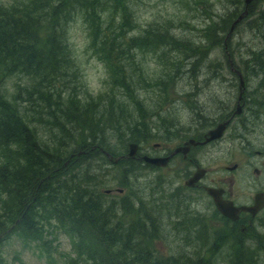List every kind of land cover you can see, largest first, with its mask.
Returning <instances> with one entry per match:
<instances>
[{"label":"rangeland","instance_id":"374dc122","mask_svg":"<svg viewBox=\"0 0 264 264\" xmlns=\"http://www.w3.org/2000/svg\"><path fill=\"white\" fill-rule=\"evenodd\" d=\"M18 1L29 2L0 0V6L8 8ZM125 2L133 29L130 36L150 40L149 32L153 29L167 30L168 35L170 32L157 48L137 45L129 55L122 56L127 68L135 70L134 98L138 103L108 81L105 65L89 49L87 25L79 16L68 27L69 50L76 62L71 69L78 71L77 78L68 81V88L74 94L82 84V90L87 88L95 96L101 93L112 96L123 106L115 116L126 119L119 121L144 123L151 129L153 138L140 141L133 158L127 156L130 142L117 146L118 154L133 159L127 164L123 165L120 158L114 162L115 167L109 159L90 156L86 165L93 167V171L95 168L94 173L103 180L101 191L114 189L105 194L108 202L129 193L136 194V198L154 200L152 217L156 225L169 232L168 243L155 245L165 247L161 254L168 256L170 248L177 250L182 246L188 232L189 238L194 239L198 229H207L225 236L216 247V264H230L229 260L239 253L244 259L241 264H264V207L254 218L241 213L234 225L219 214L203 189V186L222 188L223 196L236 205H250L256 192H264V18H260L264 0H250L247 4L245 0ZM245 4L247 16L228 33ZM209 24L216 29L211 37L205 32ZM228 58L244 78V105L229 121L222 137L191 146L186 157L178 155L166 166L142 163L137 155H163L190 138L204 140L209 129L234 112L240 80L236 71H230ZM18 83V75L2 77L1 91L9 96L17 90ZM127 112L130 117L126 116ZM47 128L46 123L37 125L42 135H47ZM197 168L204 170L196 182L199 186L186 187L184 181ZM124 175L132 177L131 188L118 183ZM118 188L124 192L120 193ZM173 220L178 223L177 228ZM57 223L52 222L54 227L47 225L41 239L12 231L0 243V257L4 261L1 262L66 264L75 251L70 236ZM236 231H240V237L234 235ZM190 245L185 247L188 252Z\"/></svg>","mask_w":264,"mask_h":264},{"label":"trees","instance_id":"16d2710c","mask_svg":"<svg viewBox=\"0 0 264 264\" xmlns=\"http://www.w3.org/2000/svg\"><path fill=\"white\" fill-rule=\"evenodd\" d=\"M7 7L0 6V80L18 75L19 83L9 96L0 87V243L12 231L41 239L45 227L56 221L75 251L66 264H216V247L224 234L198 229L190 239L188 232L182 246L170 248L165 256V247L155 245L168 243L169 232L152 217L153 199L129 193L106 200L107 193L100 189L104 182L86 165L87 158L113 164L121 158L127 164L133 159L118 154L117 146L152 139V131L141 122L121 123L126 118L117 117V112L123 106L112 96H95L82 90V84L74 94L68 88V81L78 75L71 69L76 62L68 41L75 16L87 25L89 49L105 65L108 81L135 103V70L127 68L122 56L137 45L157 48L170 32L153 29L150 40L130 36L125 0H29ZM215 30L209 24L205 32L211 37ZM39 123L48 125L47 135L37 129ZM132 180L124 175L118 183L131 188ZM172 223L178 227L175 220ZM240 255L230 264H241Z\"/></svg>","mask_w":264,"mask_h":264},{"label":"water","instance_id":"95a60500","mask_svg":"<svg viewBox=\"0 0 264 264\" xmlns=\"http://www.w3.org/2000/svg\"><path fill=\"white\" fill-rule=\"evenodd\" d=\"M250 0H245L247 4ZM247 15V9L245 8L243 12H241L237 18L231 23L229 32L232 31L234 26L239 23L245 16ZM229 68L231 71H236L239 80V93L237 97V104L234 110V114H239L242 110L241 100L243 99V88L245 86L244 79L241 73L234 67V64L231 59H229ZM230 119H226L222 122L217 123L213 128L209 129L207 133L204 135V140H196L194 138H190L185 141L182 145L177 146L174 150H172L168 155L163 156H148L143 155L142 159L156 166H166L167 162L175 155L176 153H181L184 157L190 150L191 146L205 144L214 139L221 138L225 128L227 127ZM129 151L127 156L133 158L136 154L137 143L130 142ZM204 170L197 168V170L193 173L191 177L185 180V185L194 186L196 182L203 176ZM119 192H122V189H116ZM110 189L105 190L106 193H110ZM205 191L211 197L215 208L223 215L224 217L235 221L239 218V214L241 212H248L252 217H254L258 211H260L264 207V192H256L253 197L252 204L250 205H235L234 202L230 199H225L223 197L224 190L222 188L216 187H205Z\"/></svg>","mask_w":264,"mask_h":264},{"label":"flooded vegetation","instance_id":"af4514ba","mask_svg":"<svg viewBox=\"0 0 264 264\" xmlns=\"http://www.w3.org/2000/svg\"><path fill=\"white\" fill-rule=\"evenodd\" d=\"M243 105H244V102H243ZM232 113H233V112H232ZM232 113H230V115H229L227 118H231V119H232V118L234 117V116L232 117ZM231 119H230V120H231ZM198 146H199V145H198ZM170 151H171V150H169V151L167 152V154L170 153ZM178 155H181V154H180V153H179V154H176V155H174L172 158H174V157H176V156H178ZM196 166H197V165H196ZM198 186H199L198 184L195 185V187H198ZM195 187H192V188H195ZM205 187H207V186H203L204 189H205Z\"/></svg>","mask_w":264,"mask_h":264}]
</instances>
